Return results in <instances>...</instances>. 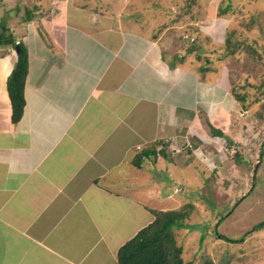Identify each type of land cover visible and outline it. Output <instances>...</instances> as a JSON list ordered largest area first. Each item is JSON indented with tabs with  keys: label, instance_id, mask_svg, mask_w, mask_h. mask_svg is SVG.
Masks as SVG:
<instances>
[{
	"label": "crops",
	"instance_id": "obj_1",
	"mask_svg": "<svg viewBox=\"0 0 264 264\" xmlns=\"http://www.w3.org/2000/svg\"><path fill=\"white\" fill-rule=\"evenodd\" d=\"M98 1V7L85 0L42 2L48 10L27 21L25 13L21 19L15 15L9 21H19L13 26L17 34H3L0 264H122L119 248L153 221L151 211L179 207H161L174 194L159 173V151L166 156L169 147L186 166L194 153L208 166L213 157L227 159V146L218 138L246 148L244 139L230 133L228 107L225 136L214 135L207 119L198 118L197 111L206 110L213 125L215 106H223L228 92L217 99L198 92L208 77L189 64L194 51L177 58L162 33L125 27L123 17L149 28L127 13V0ZM76 10L80 14L70 18ZM23 22L28 32L21 30ZM14 42L26 46L29 60L26 104L17 122L7 89L17 60ZM148 149L138 166L136 159ZM154 184L161 188L154 192Z\"/></svg>",
	"mask_w": 264,
	"mask_h": 264
},
{
	"label": "rangeland",
	"instance_id": "obj_2",
	"mask_svg": "<svg viewBox=\"0 0 264 264\" xmlns=\"http://www.w3.org/2000/svg\"><path fill=\"white\" fill-rule=\"evenodd\" d=\"M31 1L41 3L34 7ZM75 1L79 3L82 0ZM85 1L94 7L101 5L98 0ZM121 1L124 0H108L113 5ZM42 2L46 5L50 0H0V49L5 44L2 41L3 34L10 37L17 34L13 26L19 21L10 22L9 19L15 15L21 19L26 10L35 17L34 14L44 8ZM127 2H130L127 9L131 12L127 13L138 17L142 23L147 22L149 28L130 25L123 17L125 27L142 30L148 35L162 33L170 42L166 49L177 55V58H182L190 50V43L194 45V61H189V64L198 69V76L208 77L200 80L198 92L211 93V97L216 99L223 97L225 91L228 92V96L223 97L224 107L215 106L219 110L218 116L214 114L213 125L220 129L226 126L227 115L224 110L228 107L230 133L240 140L244 139L246 147H243L244 150L239 149L236 145L240 143L230 137L223 140L214 138L227 146V149L223 148L227 159L224 161L217 157L219 159L214 160L213 157L208 166L194 153L185 160L191 164L186 166L171 155L169 147L166 148L168 154L164 153L166 156L158 152L163 163V168L158 169L159 173L167 182L168 192L174 194L172 199L163 201L161 207L179 206L186 210L184 222L176 232L185 264H202L208 257L213 264H264V227L252 230L256 224L264 221V0ZM228 5H231L229 10L226 9ZM78 12H73L70 18L75 19L80 14ZM20 28L28 32L29 24L23 22ZM190 33L193 36L185 38ZM228 37L231 40L230 47H237L234 54L227 53ZM195 39L200 46L195 45V42L193 44ZM196 56L202 58L197 60ZM207 58L213 60L212 64L205 63ZM204 65L210 66V69H205ZM222 82L224 87L220 94ZM238 93L244 95L245 100L239 99ZM197 112L200 113L199 119L212 120L206 110L199 109ZM188 115L192 116L190 112ZM186 140L190 143L193 138ZM180 141L185 140L181 138ZM232 145L235 149H231ZM259 158L262 159L260 164ZM240 159H243L241 164ZM172 170L173 180L169 177ZM243 174L247 178H242ZM146 176L149 183L154 182L151 173H143V179ZM152 187L154 192L156 188H161L157 184ZM244 189L245 193L242 194ZM150 201L153 202L152 199ZM227 237H245V240L230 241Z\"/></svg>",
	"mask_w": 264,
	"mask_h": 264
},
{
	"label": "trees",
	"instance_id": "obj_3",
	"mask_svg": "<svg viewBox=\"0 0 264 264\" xmlns=\"http://www.w3.org/2000/svg\"><path fill=\"white\" fill-rule=\"evenodd\" d=\"M231 8V5L227 6V10ZM25 11L24 19L27 21L32 19L33 14ZM225 10L222 8L221 10ZM36 15V14H34ZM193 36L190 33L189 37ZM230 38H227L228 47L227 53L234 54L236 51V46L230 47ZM193 44L199 45L197 39L192 41ZM17 49V60L16 63L9 74L7 79V89L12 103V119L17 122L22 117L24 106L26 104L24 88L26 82V76L28 74V50L26 46L22 43L14 42ZM255 47V46H254ZM253 49V47H251ZM256 48V47H255ZM194 45L188 50V53L194 51ZM202 57L196 56L197 60ZM213 60L207 58L205 63L212 64ZM205 69L209 70L210 66L204 65ZM236 94V93H235ZM239 99L245 100L244 95L237 94ZM211 131L216 136H225V133L220 128H216L214 125L210 124ZM152 150L148 149L144 153L140 154L136 159V164L140 166L142 157L149 155ZM186 210L182 207L177 209H167V210H152L154 214V219L148 225L140 229L136 235L124 243L118 250V259L122 264H185L182 257V248L177 243L176 232L177 228L184 222L186 217ZM264 227V221L256 224L252 230H256ZM250 230V231H252ZM248 231L247 233H249ZM222 238L226 236L221 235ZM230 241H244L245 237L233 239L227 237ZM193 264V263H192ZM202 264H213L210 257L203 261Z\"/></svg>",
	"mask_w": 264,
	"mask_h": 264
},
{
	"label": "clouds",
	"instance_id": "obj_4",
	"mask_svg": "<svg viewBox=\"0 0 264 264\" xmlns=\"http://www.w3.org/2000/svg\"><path fill=\"white\" fill-rule=\"evenodd\" d=\"M188 37H189V35H188V34H186V35H185V38H188ZM16 43H19V42H16ZM189 46L192 48V45H191V43L189 44ZM191 48H190V49H191ZM16 52H17V49H16ZM180 58H181V57H180Z\"/></svg>",
	"mask_w": 264,
	"mask_h": 264
},
{
	"label": "built area",
	"instance_id": "obj_5",
	"mask_svg": "<svg viewBox=\"0 0 264 264\" xmlns=\"http://www.w3.org/2000/svg\"><path fill=\"white\" fill-rule=\"evenodd\" d=\"M176 190H177V188H176Z\"/></svg>",
	"mask_w": 264,
	"mask_h": 264
}]
</instances>
